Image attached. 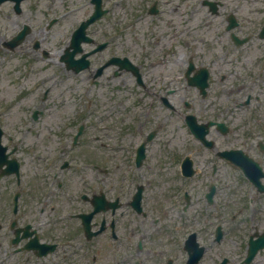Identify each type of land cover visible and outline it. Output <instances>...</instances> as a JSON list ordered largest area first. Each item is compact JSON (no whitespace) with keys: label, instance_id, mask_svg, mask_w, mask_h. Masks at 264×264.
I'll use <instances>...</instances> for the list:
<instances>
[{"label":"flooded vegetation","instance_id":"obj_1","mask_svg":"<svg viewBox=\"0 0 264 264\" xmlns=\"http://www.w3.org/2000/svg\"><path fill=\"white\" fill-rule=\"evenodd\" d=\"M102 3L104 4V0ZM82 7L86 8V19L95 7V0H84ZM99 21L92 23L90 27ZM98 36L99 30L93 29L90 33L91 45L95 46L100 42ZM246 67L240 60L227 65L224 80L228 101L226 122L230 125V133L224 137V142L219 147L241 149L263 163L264 118L260 117L263 116V108L239 111L243 104L240 105L239 100H236L233 106L231 100L234 90L240 91L256 84ZM1 143L6 147L5 152L18 148L17 144L8 142L6 134L1 135L0 170L7 167L6 159L2 161ZM39 160L36 157L35 162L29 164L30 172L22 175L26 163L20 158V182L9 183L7 176H0V264L187 262L189 253L184 248L181 222L176 217L163 215L161 203L155 197H143L144 214H137L133 210L128 215L119 211L113 215L111 211L94 213L92 222L95 226L101 222L100 226L104 227L88 239L79 215L91 212L95 203L102 198L98 179L103 169L95 168L92 184L87 180L69 183L66 182V177H62L57 178L50 187L48 183L51 174L47 168L40 170ZM55 164V158L48 161L49 168ZM231 165L242 173L238 166ZM119 173H113L116 181L114 193L123 201L128 195L132 197L133 192L130 193L128 187H133L134 183L127 176L123 179L127 181L126 185L122 184ZM25 178L26 181H23ZM15 194H18L19 201L16 211L13 205ZM226 257L229 260L225 264H231V247L228 241L223 246H211L203 259L209 264H217Z\"/></svg>","mask_w":264,"mask_h":264},{"label":"rangeland","instance_id":"obj_2","mask_svg":"<svg viewBox=\"0 0 264 264\" xmlns=\"http://www.w3.org/2000/svg\"><path fill=\"white\" fill-rule=\"evenodd\" d=\"M202 1L203 0H161V16L158 15L152 19L143 11L134 10L137 15L140 16L141 20L139 22L141 24H137L133 28L127 27V24L129 20L128 15L132 19L130 12L134 0H126L128 3L125 8H119L117 3H115L116 9L113 11L112 17H115V25L120 24L122 30L118 32L106 28L101 32L102 34H115V47H113L115 54L128 55L130 58L132 57L135 60L137 59L144 62L150 69L151 76L155 79H164L165 81L166 78H173L179 73L177 70L178 59L182 57V54H186L189 48V45H187L185 43L186 41L183 39V35L187 34V27H184V24L181 23L183 22L182 17L185 14H187L186 18H189L191 10L195 9L194 11L196 13L194 24L192 23L194 30L201 29L202 33L205 34H199L195 37L197 40L203 37L202 40L198 41L199 48L202 49V47H200L201 42L204 47L207 45L212 47L205 55L206 58H209L210 55L219 57L224 55L221 45L225 37H227L224 33V26L228 12L233 11L236 12L239 17L242 16V18H240L243 21V25H247L246 31H249L248 26L255 28L258 22L260 23V20L263 18L262 0H221L222 5H219L221 12L218 15L207 14L208 6L204 5ZM72 3L73 1L71 0L69 4ZM30 5L33 7L31 11L34 14V21H30V23L36 27L35 31H37L39 37L43 38L41 28L48 23L49 18L42 17L37 11L43 9L44 0H27L25 2V8H29ZM62 6L64 5L61 4V7ZM260 6L261 9H258ZM61 7H52L57 10L56 14L58 16L63 12ZM68 8L69 6H67L65 10ZM177 17L181 20H178ZM24 20H27V15L25 13L21 15L16 14L11 8L10 3L0 6V105L4 104L6 105L5 108L9 107V111L2 117H4L6 121H12L20 125L24 133H26L27 126L29 125L32 131L29 132V130L28 134L39 135L40 137L56 133L57 130L65 133V135H71L73 132H76V126L68 128L67 124L71 120L76 124L81 120L87 124V130H89V132L102 135V140L107 142V146H104L96 141L93 146L97 148L99 155L103 157L104 164L106 166H111L114 157L119 156V152L113 150V148L117 146L118 136L121 135L120 132L124 127L129 126L131 120V116L128 114L130 108L129 99L131 98L129 87L131 85L127 82L129 81L127 72L123 74V76H126V83L124 85L115 84L113 81H121V78L117 79L116 77L98 85H89L88 81L83 79L81 81L78 80L75 87L69 84L68 90L61 94L59 92V89L62 88V84L59 82L60 79H67V75L73 78L75 76L79 77L80 74H70L61 68L60 70L52 69L47 76L42 77L40 75L42 71L35 68L34 65L45 62L49 65L44 68H49L52 65V61L59 62V60L54 58H43V56H40L30 46H27L30 38L35 34V31L30 33L23 42L25 49L22 51H11L5 49L1 45L3 40L10 39L18 31ZM195 24L197 26L199 24V28H197ZM200 26L202 27L200 28ZM55 29L58 32L57 38L51 36L45 38L46 42L43 41L41 43V48L51 50L57 55L56 52L62 51L66 46L67 37L61 38L62 32L59 26L55 27ZM211 30V35L206 38V35H208ZM222 32L224 33V39L219 36V33ZM52 33L53 30L49 34L51 35ZM102 34H100L101 39L103 38ZM255 41L258 40L252 38L245 48L247 59L256 57V51L253 50L255 49L253 47L254 45L252 46ZM113 42L114 41L111 43ZM106 50L103 54L106 53ZM103 56L106 57L107 55L105 54ZM103 56L96 57V61L94 60L93 64H99L97 61ZM156 58L161 59V62L158 63L157 66H150L149 62ZM105 71L109 73V68H105ZM28 72H31L34 77L31 81L27 80L29 76ZM157 87H159V82H156V85L152 88V92L158 91ZM46 91L47 97L43 100V94ZM100 91L104 93L107 103L110 104L113 103L118 94L124 93L122 102L113 110L111 115H103L105 110L100 109L102 106L101 99L103 98ZM210 95L212 96V94ZM221 97L224 98V94H221ZM61 98H65V100L69 101L73 99L75 103L74 105L73 103L71 104L69 110H64V112H62L65 101H60ZM222 98L216 97L215 99L217 102L222 103ZM77 100L82 102L81 106ZM79 107L82 108V111ZM35 109H41L43 113L39 114L36 123H33L30 122L32 121L31 114ZM15 110L16 116L13 114ZM55 112H59V115L55 116ZM162 114L165 123L162 132L164 138H162L161 143H156L155 146H161L164 140L171 139V133H179V119L175 116V113L168 109ZM21 120L24 121L22 122ZM105 126L112 127L107 129ZM72 130L74 131L72 132ZM50 139H54V137ZM165 145L166 148L170 149L173 143L168 142ZM87 152L89 159L96 158V151L94 149L87 147ZM78 153H82L81 150H79ZM84 159H86L85 156L82 160ZM166 160V166L170 168L172 166V157L170 153L166 155ZM165 171L167 170L165 169ZM251 217L248 215L249 219H251ZM238 220L240 219L233 221V228H240L242 225H240ZM235 244L236 237L233 236V248ZM259 258L260 260L258 262L257 259L256 264H264V251Z\"/></svg>","mask_w":264,"mask_h":264},{"label":"bare ground","instance_id":"obj_3","mask_svg":"<svg viewBox=\"0 0 264 264\" xmlns=\"http://www.w3.org/2000/svg\"><path fill=\"white\" fill-rule=\"evenodd\" d=\"M59 65H55L54 67H58ZM34 67L35 68H37L38 70H40V71H42L41 73H40V75L41 76H47L48 74H49V71L51 70V68H44V64L42 63H40V64H35L34 65ZM31 72H32V70H31ZM31 72L30 73H28L29 75L31 74ZM29 77V76H28ZM31 77H33V75L31 74L30 75V78ZM68 84H70V81L68 80ZM60 93H63V89H61V91H59ZM62 101V100H61ZM65 101V103H64V108H63V110H68L70 107H71V104H72V102L71 101H69V100H64ZM59 114V112H55V115H58Z\"/></svg>","mask_w":264,"mask_h":264},{"label":"water","instance_id":"obj_4","mask_svg":"<svg viewBox=\"0 0 264 264\" xmlns=\"http://www.w3.org/2000/svg\"><path fill=\"white\" fill-rule=\"evenodd\" d=\"M3 0H0V3L2 2Z\"/></svg>","mask_w":264,"mask_h":264}]
</instances>
